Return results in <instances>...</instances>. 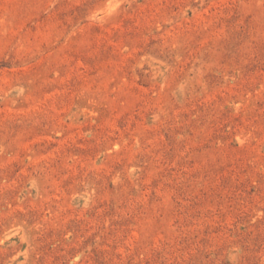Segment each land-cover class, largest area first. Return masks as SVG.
Listing matches in <instances>:
<instances>
[{
  "label": "rangeland",
  "instance_id": "rangeland-1",
  "mask_svg": "<svg viewBox=\"0 0 264 264\" xmlns=\"http://www.w3.org/2000/svg\"><path fill=\"white\" fill-rule=\"evenodd\" d=\"M0 264H264V0H0Z\"/></svg>",
  "mask_w": 264,
  "mask_h": 264
}]
</instances>
